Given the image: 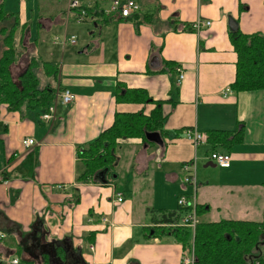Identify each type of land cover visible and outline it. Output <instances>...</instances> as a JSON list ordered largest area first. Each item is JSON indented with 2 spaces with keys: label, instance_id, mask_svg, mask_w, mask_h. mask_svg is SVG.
Returning a JSON list of instances; mask_svg holds the SVG:
<instances>
[{
  "label": "crops",
  "instance_id": "crops-1",
  "mask_svg": "<svg viewBox=\"0 0 264 264\" xmlns=\"http://www.w3.org/2000/svg\"><path fill=\"white\" fill-rule=\"evenodd\" d=\"M32 1L20 0L16 9L17 45L22 43L27 59L58 64L50 83L56 93L67 88L76 99L65 104L55 93L52 122L28 105L10 110L0 104V230L8 234L0 241L1 255L32 261L35 253L41 257V246L60 241L77 249L80 264H184L193 237L183 245L172 230H156L173 223L155 219L178 214L179 195L192 190L183 183L186 162L196 165L199 221L264 220V90L231 87L237 53L229 32L234 19L243 33L264 34V0H134L139 9L131 15L137 19L117 11L110 22L105 20L113 0H82L91 11L84 21L68 12L67 0H35L31 19L34 43H44L42 59L30 51ZM175 20L212 24L175 30ZM50 33L62 46L59 58ZM72 35L75 42L66 40ZM177 67L185 72L181 82ZM119 85L144 89L152 101L118 102ZM158 100L165 118L162 131L152 132L158 136L120 140L116 168L104 173L105 181H78V148L109 127L116 112L149 115ZM188 128L241 133L230 145H195L186 137ZM27 136L39 146L26 149ZM211 151L231 153V165L212 163ZM118 193L124 199L115 203Z\"/></svg>",
  "mask_w": 264,
  "mask_h": 264
},
{
  "label": "trees",
  "instance_id": "trees-1",
  "mask_svg": "<svg viewBox=\"0 0 264 264\" xmlns=\"http://www.w3.org/2000/svg\"><path fill=\"white\" fill-rule=\"evenodd\" d=\"M5 3L6 0H0V34L4 47L0 50V104L7 103L10 110H22L23 106L28 105L35 109L39 115H42L54 102L56 87L52 84L40 87L41 79L35 73L34 67L35 64H40L44 68V75L56 79L59 72L58 64L54 62L39 63L37 59H34L35 64H29L17 79L14 78L11 66L19 60L24 52L17 47V32L21 24L19 11L6 9ZM83 6L88 17L91 11L84 4ZM116 12H110L105 22L112 21ZM131 17L132 19L138 18L137 14L126 18ZM171 23L175 30L194 29L193 23H181L176 20ZM178 23H180V27ZM229 32L237 53L236 79L231 87L237 92L264 90V34L260 32L245 34L239 28ZM20 44L22 45V43ZM166 64L172 66L174 63L166 62ZM116 100L137 103L152 101L146 90L128 89L120 85ZM162 104V101L158 100L156 107L149 115L143 111L116 112L109 127L105 128L96 139L78 148L77 156L83 167L77 177L78 181H104L102 179V176L105 178L104 173H111L116 168L120 140L141 138L144 142H148L149 133L162 131L165 119ZM240 133V130L232 132L213 130L206 132L207 142L214 145L218 143L230 145L239 137ZM232 137H234L233 140H231ZM78 201L79 197L75 203ZM201 208L197 205L198 215L202 212ZM178 210V214L176 211L167 212L155 221L166 224L175 223L182 213H187L188 207L179 206ZM156 230L158 232L172 230L183 245H190L192 236L193 248L191 249L194 251V264H264V220L199 221L194 233L190 228L181 226H170L169 229L156 228ZM41 247L40 260L44 264H80L77 249H71L67 242L56 241L54 245L48 244ZM18 252L21 253V245L18 246ZM2 256L0 254V257ZM18 257L19 264H34L36 261Z\"/></svg>",
  "mask_w": 264,
  "mask_h": 264
},
{
  "label": "built area",
  "instance_id": "built-area-1",
  "mask_svg": "<svg viewBox=\"0 0 264 264\" xmlns=\"http://www.w3.org/2000/svg\"><path fill=\"white\" fill-rule=\"evenodd\" d=\"M68 2V12L70 14H75L76 19L78 21H84L87 17L86 9L83 8L82 0H67ZM77 9L79 12H74L73 10ZM139 9V5L134 0H113L112 4L109 8V12L119 11L122 16H130L133 10ZM212 22L210 20H197L193 23V27L195 30L200 31L204 26L211 25ZM70 42H75V36H69L66 38ZM177 71L179 73V82L183 80L185 77V72L181 67H177ZM229 91V89H228ZM56 97H61L63 103L70 104L76 99V95L69 89L65 88L56 93ZM56 103L57 99L50 105L48 110L42 114V119L47 122H52L55 118L56 114ZM186 137L193 141L195 145H199L202 142L207 140V135L196 128H188L186 130ZM23 146L30 150L35 146H38V142L35 138L31 136H27L23 138L22 141ZM209 160L216 165L221 167H229L231 165V153L228 152H219V151H211L208 156ZM184 170V185L191 186V191L183 192L178 197V204L181 207H188L187 213L181 215V218L178 222L171 224V226H181L190 228L193 232H195L196 226L199 222V215L197 212V187L198 180L196 176V165L194 162H186L183 164ZM58 187L60 189H65V185L59 184ZM124 199L122 193H118L115 197V203L122 202ZM7 238L6 232L0 230V241ZM94 245L91 246V249H94ZM18 256H9V257H0V264H19ZM195 256L193 249L190 250V254H187L183 258L184 264H194Z\"/></svg>",
  "mask_w": 264,
  "mask_h": 264
},
{
  "label": "rangeland",
  "instance_id": "rangeland-1",
  "mask_svg": "<svg viewBox=\"0 0 264 264\" xmlns=\"http://www.w3.org/2000/svg\"><path fill=\"white\" fill-rule=\"evenodd\" d=\"M35 4H36L35 0H33L31 2V4H30V7H29V18L30 19L33 16L32 10L35 9ZM19 6H20V0H7L6 4H5L6 9L12 10V11H17L16 9L19 10ZM30 21L31 22H30L29 26H30V29L32 30L31 35H32V38H33V41H32L31 46H30V51L36 52V54L39 55V58L42 59V57L40 55L41 54H43V55L45 54V52H44L45 49L43 47L44 43H38L39 46L36 45V43H34V41H36V39H37V27H36L35 21L33 19H31ZM60 30L58 29L56 31L59 32ZM55 38H56V34L55 33H50V34L47 35V39L50 42L49 45L50 46L53 45L54 48H55V54H56L55 58H59L60 55H61V52H62V46H60L59 44H54ZM17 47H18V49L20 51H23L22 50L23 49L22 48L23 45L19 44V45H17ZM3 48L4 47H3V44H2V35L0 34V50H2ZM75 49H77V46L75 47ZM23 53L21 54L19 60L11 66V69H12V72H13V76H14L15 79H17V77L28 67L29 64L30 65H31V63L35 64V61H34V59L36 60L35 57L29 56L28 59H27L26 56ZM27 54H30V52L27 51ZM43 70H44V68H42V66H40V64H38V65L35 64L34 71H35V73L38 74L39 78L41 79L40 87H42V88L44 86H46L47 84H51L50 81L52 79L51 77H47L46 75H44ZM46 80H48L49 82H46ZM55 116H56V114H55ZM38 144H39V142H38ZM35 147H37V146H35ZM81 167H82V165H81ZM201 172L202 171H199L198 175L201 174ZM183 179H184V177H183ZM202 219L205 220L204 218H202ZM208 219H211V218H208ZM35 259H36V262H37L35 264H44L40 260V254L35 253Z\"/></svg>",
  "mask_w": 264,
  "mask_h": 264
},
{
  "label": "water",
  "instance_id": "water-1",
  "mask_svg": "<svg viewBox=\"0 0 264 264\" xmlns=\"http://www.w3.org/2000/svg\"><path fill=\"white\" fill-rule=\"evenodd\" d=\"M237 22L234 20V19H230V28H231V30H233V29H236L237 28ZM158 136V134H155V133H149L148 134V138L151 140V138L152 139H154L155 137H157ZM102 179H104V181H105V178L102 176Z\"/></svg>",
  "mask_w": 264,
  "mask_h": 264
},
{
  "label": "bare ground",
  "instance_id": "bare-ground-1",
  "mask_svg": "<svg viewBox=\"0 0 264 264\" xmlns=\"http://www.w3.org/2000/svg\"><path fill=\"white\" fill-rule=\"evenodd\" d=\"M73 11H74V12H76V11H77V9H74Z\"/></svg>",
  "mask_w": 264,
  "mask_h": 264
}]
</instances>
